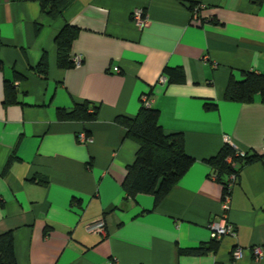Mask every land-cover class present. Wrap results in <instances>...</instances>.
Listing matches in <instances>:
<instances>
[{"label":"crops","instance_id":"0c3cea01","mask_svg":"<svg viewBox=\"0 0 264 264\" xmlns=\"http://www.w3.org/2000/svg\"><path fill=\"white\" fill-rule=\"evenodd\" d=\"M136 8L142 27L131 20ZM65 25L78 28L70 57L82 62L60 68L55 38ZM0 60V234L12 233L16 264H264L249 249L264 247V101L224 98L230 77L264 73V0H71L55 19L41 0H0ZM166 66L183 77L160 83ZM5 81L16 102H4ZM149 93L160 126L181 132L194 158L156 204L145 193L124 198L138 144L115 121L135 116ZM81 102L99 105L95 120L60 116ZM225 143L261 158L236 176L234 233L213 247L208 223L223 189L207 160ZM100 218L105 235L85 230ZM235 246L244 248L238 260ZM192 247L205 249L184 251Z\"/></svg>","mask_w":264,"mask_h":264},{"label":"trees","instance_id":"16d2710c","mask_svg":"<svg viewBox=\"0 0 264 264\" xmlns=\"http://www.w3.org/2000/svg\"><path fill=\"white\" fill-rule=\"evenodd\" d=\"M259 4L261 0H251ZM71 3V0H41L42 8L47 12L50 19L60 16ZM198 3L192 2L189 9ZM193 15V14H192ZM78 33V28L65 25L60 29L55 45L57 50V64L60 68L74 67L70 57V47ZM2 62L0 60V68ZM36 72L43 76L47 75L48 66L41 61L36 67ZM167 75V81H178L183 77L181 66L163 69ZM259 94L264 101V73L253 71L243 72L242 79L236 80L230 77L225 88L224 98L230 101L251 102ZM150 96V93L147 95ZM4 102H16L15 88L10 81L4 82ZM206 109L216 108L215 102H205ZM99 105L89 102L76 103L67 112H60L65 120L93 121L97 118ZM160 112L158 109L146 105L143 100L133 117L118 115L116 123L126 130L125 136L134 140L137 144L135 159L127 166L126 175L122 181L124 198H134L139 193L150 194L154 198V204L158 203L168 191L179 181L183 174L193 164L194 158L184 150V137L181 132H166L159 124ZM261 155L256 153H243L228 143H225L219 151L207 160L210 165V173L214 174V180L222 186L228 181L230 175L237 176L246 164L257 161ZM219 240L211 239V245L216 247ZM204 247H192L184 251L192 254H201ZM0 264H16L14 240L11 232L0 234Z\"/></svg>","mask_w":264,"mask_h":264},{"label":"built area","instance_id":"2783aa9c","mask_svg":"<svg viewBox=\"0 0 264 264\" xmlns=\"http://www.w3.org/2000/svg\"><path fill=\"white\" fill-rule=\"evenodd\" d=\"M200 6L201 5H197L193 8L192 14L194 17H196V13L199 10ZM131 20L139 27H142L147 22V18L143 10L140 8H136L132 11ZM72 61L75 66H78L82 62V57L80 55H75L74 57H72ZM114 71L118 72V68L114 67ZM166 80L167 78L163 75L160 76L158 79L160 83H164L166 82ZM142 100L146 105H149L150 101L146 94L142 96ZM77 138L80 142L91 141L90 136H88L85 132H79L77 134ZM236 149L241 151L242 153L244 152L241 149L238 148ZM214 177H215L214 174L210 175L211 179H214ZM235 180H236V176L232 174L229 176L228 181L223 186L222 197L220 202L221 211L215 216H213L208 223V228L210 229L211 232L210 233L211 239L220 240L223 236L234 233V225L228 218V211L230 208L231 193ZM85 230L90 233L105 235L106 234L105 221L102 218L91 221L85 225ZM249 249L255 260H261L262 258H264V247H262L261 245H254L249 247ZM243 252H244L243 247L235 246L231 250V256L233 259L238 260L243 256Z\"/></svg>","mask_w":264,"mask_h":264}]
</instances>
